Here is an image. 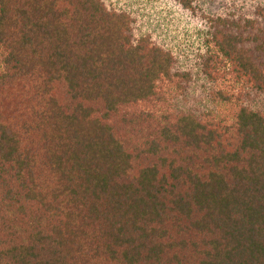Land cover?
Segmentation results:
<instances>
[{"label": "trees", "instance_id": "16d2710c", "mask_svg": "<svg viewBox=\"0 0 264 264\" xmlns=\"http://www.w3.org/2000/svg\"><path fill=\"white\" fill-rule=\"evenodd\" d=\"M171 1L191 65L115 0H0V264H264V0Z\"/></svg>", "mask_w": 264, "mask_h": 264}, {"label": "rangeland", "instance_id": "374dc122", "mask_svg": "<svg viewBox=\"0 0 264 264\" xmlns=\"http://www.w3.org/2000/svg\"><path fill=\"white\" fill-rule=\"evenodd\" d=\"M126 4L136 18L142 33H149L157 42L171 48L180 60L192 64L201 42L198 19L171 0H115ZM120 1V2H119ZM218 9L217 4L212 5Z\"/></svg>", "mask_w": 264, "mask_h": 264}]
</instances>
